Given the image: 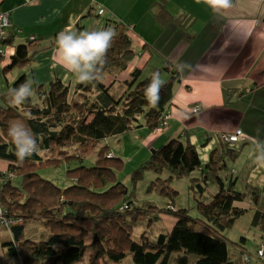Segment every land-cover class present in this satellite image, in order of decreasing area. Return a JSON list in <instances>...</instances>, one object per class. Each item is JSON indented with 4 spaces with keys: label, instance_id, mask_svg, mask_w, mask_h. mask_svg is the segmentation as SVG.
Returning a JSON list of instances; mask_svg holds the SVG:
<instances>
[{
    "label": "trees",
    "instance_id": "obj_1",
    "mask_svg": "<svg viewBox=\"0 0 264 264\" xmlns=\"http://www.w3.org/2000/svg\"><path fill=\"white\" fill-rule=\"evenodd\" d=\"M160 8L156 18L161 24L180 27L177 18ZM80 20L76 28H80ZM111 23L106 21L98 39L91 41L97 61L72 93L55 80L47 88L37 87L32 102L27 79L21 75L0 94V161L6 163L0 168V204L6 216L22 218L24 223L34 220L47 231L45 239L34 240L24 237V224L13 227V242L1 245L5 264H18L16 252L22 256V264H83L86 254L84 264H121L127 255L133 264H248L246 239L231 241L224 231L251 213V226L264 233V187L248 184L244 174L245 191H236L241 178L236 179L229 164L238 159V149L223 144L220 154L212 152L208 161L201 163L196 149L177 139L156 148L132 173L131 186L134 188L146 172L153 173L156 177L146 193L168 198L169 204L162 208L148 203L132 208L134 195L116 177L122 162L114 159L106 144L98 150L93 166L82 165L101 141L143 126L155 129L180 79L178 69L168 62L152 68L151 75L142 80V69L133 68L129 72L132 79L123 81L125 88L111 92L115 80L107 84V78L125 71L139 56L132 49L125 25L115 23L108 34ZM191 39L185 36L186 42ZM35 41L18 44L4 74L9 69H23L52 46L39 48ZM162 73L169 74L168 80L154 85ZM69 164H74L67 170L73 180L66 188L37 173ZM195 171L200 178H190L189 187L199 197L207 182L217 187L211 200L197 201L200 217H192L186 209L175 210L178 193L171 187L174 180L190 177ZM144 206L177 218L168 234H160L155 241L145 234L138 240L131 237L128 220L136 222V215L145 212ZM260 247L264 244L260 243L257 251ZM257 251L256 259L264 261V249L263 256H257Z\"/></svg>",
    "mask_w": 264,
    "mask_h": 264
},
{
    "label": "crops",
    "instance_id": "obj_2",
    "mask_svg": "<svg viewBox=\"0 0 264 264\" xmlns=\"http://www.w3.org/2000/svg\"><path fill=\"white\" fill-rule=\"evenodd\" d=\"M0 5L9 13L13 28L22 31L10 48L24 44L30 36L39 48L52 45L22 70L14 68L2 75L3 62L0 94L22 74L31 94L55 80L72 93L70 89L86 80L96 62L91 43L94 30L100 27L101 32L105 22L111 21L110 34L115 23H121L132 47L143 54L118 79L114 73L107 78L115 80L112 88L117 84L121 92L126 73L133 68L142 73L150 70L146 67L154 59L157 67L168 62L180 74L162 131L143 126L131 132L133 138L139 133L144 146L152 150L177 139L193 146L201 163H206L210 153L222 151L219 133L241 130V139L232 146L239 151L231 165L233 173L241 182L245 174L248 184L264 187V0H34L29 4L0 0ZM161 6L172 17L185 20L182 26L161 24L156 18ZM91 8L104 10L103 22L91 20L96 19L89 13ZM79 20L80 28H76ZM186 35L192 38L189 42ZM145 45L151 48L143 49ZM195 104L200 110L191 113ZM245 216L252 218L251 213Z\"/></svg>",
    "mask_w": 264,
    "mask_h": 264
},
{
    "label": "rangeland",
    "instance_id": "obj_3",
    "mask_svg": "<svg viewBox=\"0 0 264 264\" xmlns=\"http://www.w3.org/2000/svg\"><path fill=\"white\" fill-rule=\"evenodd\" d=\"M25 1V0H24ZM133 13V12H132ZM99 19V22H103L101 17H98L94 20L95 22ZM90 31V30H89ZM100 33V27H97L93 32L94 41L98 39ZM135 53L140 55L139 51L132 47ZM139 58V57H138ZM157 58V57H155ZM156 59L151 61L146 68H159L155 63ZM147 64V63H146ZM151 70V69H150ZM150 70H145L140 74V80L147 78L151 75ZM165 72V71H162ZM128 79H132L130 73H126ZM163 76H168L169 74ZM159 77L155 80L154 85L158 82H166L167 80ZM111 89V92H118L119 86ZM123 88L124 85H123ZM75 87H72L70 90L73 91ZM140 136V134L138 133ZM134 135L131 132L121 135L119 137H113L111 139L99 142L96 147H94L83 159L82 165L86 167H91L95 164L98 150L107 145L108 152L113 153L114 159H119L122 163L121 169L116 172L117 181L121 182L124 186L127 187L128 191L131 192L134 196L132 208H135L139 203H148L149 205H155L156 208L165 207L169 204L168 198L164 196L157 195L155 193H146V189L149 184L155 179V175L151 172H146L143 176V179L139 181L135 187L131 186V175L138 169L144 162H146L151 154L152 148L144 146V143L141 142V138L138 136L137 139L133 138ZM159 147V146H158ZM6 163L0 161V168L3 167ZM232 164H229L231 167ZM74 164L69 165H60L57 168H42L37 171L39 176L42 178L51 181L60 188H66L71 185L72 178L69 173H67L68 167H73ZM77 166V165H76ZM190 178H200L198 171H195L191 174L190 177L182 178L180 180H174L171 183V187L177 191V196L175 198L174 208L176 209H186L192 217H200L199 212L196 209V204L198 200L207 202L213 198L217 192V187L210 182H207L205 186V192L202 197L198 196V193H195L190 189ZM2 181L0 180V189L2 187ZM245 184L241 181L238 184V192H244ZM141 207L142 205L139 204ZM242 206V205H238ZM156 208H147L143 207L145 210L144 213H138L136 215L137 220L134 223H131L128 220V224L131 225L129 229L131 237L138 240L142 234H145L151 241H155L160 234H168L177 221V218L173 214H167L159 211ZM224 235L229 238L231 241L239 242L240 237H244L246 240L244 242V252L246 256L249 257L248 264H264V261H258L256 259V251L260 243L264 244V233L260 231L259 228L251 226V221L247 219L246 216L241 217L238 221L231 227L224 231ZM5 237L3 232L0 231V237ZM47 236L46 229L34 220H27L24 225V237L32 238L34 240L45 239ZM3 239V238H2ZM89 240V239H88ZM88 254L85 255L82 260L83 264L87 262ZM5 256L3 249L0 248V264H5ZM121 264H133L131 261V256L127 255L123 258Z\"/></svg>",
    "mask_w": 264,
    "mask_h": 264
},
{
    "label": "bare ground",
    "instance_id": "obj_4",
    "mask_svg": "<svg viewBox=\"0 0 264 264\" xmlns=\"http://www.w3.org/2000/svg\"><path fill=\"white\" fill-rule=\"evenodd\" d=\"M34 0H25L24 2H25V4H29V3H31V2H33ZM2 7H1V5H0V12H4L7 16V20H8V27L5 29V39L4 40H2L1 39V37H0V65L4 62V64L2 65V75L4 74L3 73V68L6 66V65H8L9 64V62H10V57L14 54V52H15V49H16V47L18 46V45H16V46H14L13 48H10V46L13 44V41H14V39H16L17 37H19L21 34H22V31H21V29H19V28H13V26L11 25V19H10V16H9V13L7 12V11H5V10H3V9H1ZM103 12H104V10L103 9H95V8H91L90 10H89V13L92 15V16H98V17H101V15L103 14ZM98 17H96V18H98ZM183 21H185V20H179L178 22V24L180 25V27L182 26V22ZM176 27H178L177 25H175ZM31 38H33V39H31ZM35 40V38L33 37V36H30L29 38H28V40L27 41H34ZM2 51H3V53H2ZM95 55H96V53H95ZM139 58L141 57L140 55L138 56ZM96 61H97V55H96ZM29 65V64H28ZM14 69V68H13ZM16 69V68H15ZM12 69H9L8 71H11ZM19 70V69H18ZM22 70V69H21ZM127 70H129V68H127L125 71H127ZM125 71H116V72H114V77L116 78V79H118L119 78V74H121V73H123V72H125ZM7 74V73H6ZM6 74H4V75H6ZM22 75H24V74H22ZM21 76V75H20ZM26 77V76H25ZM18 78V77H17ZM16 78V79H17ZM15 79V80H16ZM27 79V78H26ZM14 80V81H15ZM13 81V82H14ZM12 82V83H13ZM6 83V82H5ZM12 83L9 85V86H7L6 85V88H9L11 85H12ZM105 83H107V84H109V81H106ZM50 84V83H49ZM27 86H28V91H29V94H30V97H31V100H32V102H35L36 101V96H35V94L33 93V94H31V91H30V88H29V83H28V80H27ZM7 90V89H6ZM5 90V91H6ZM4 91V92H5ZM2 94V93H1ZM195 107H198V111L197 112H199V110H200V106L199 105H197V104H195V105H193L192 106V108L190 109V112L191 113H197V112H193V109L195 108ZM165 116H167V118H164ZM168 115H167V113H166V110H165V112L161 115V119H160V123H159V125L155 128V129H153V130H155V131H157V128L158 127H160L161 126V129H160V131H162V128L165 126V124H166V121H167V119H168ZM163 120H165L164 121V125H162V123H163ZM139 128H141V127H139ZM139 128H135V129H133V130H131L130 132H133V131H135V130H137V129H139ZM160 131H157V132H160ZM129 132V133H130ZM237 132V130L235 131V132H233V134H235ZM219 134H221V133H219ZM219 134H218V139H219ZM241 139V138H240ZM239 142V141H238ZM237 142V143H238ZM236 143V144H237ZM224 144V143H223ZM235 145V144H234ZM234 145H231V146H234ZM230 146V145H229ZM0 208H1V210H2V215H3V217L5 218V219H7V220H10V221H14L15 223L14 224H11V225H9V226H4L3 224H2V222H0V231L1 232H3L4 233V235L6 236V238L3 236L2 238H3V241H1L0 242V248L2 249V247H1V245L3 244V243H9V242H13V233H12V228L13 227H19V226H21V225H25V223H24V220L22 219V218H12V217H8V216H6V211H5V209L1 206V204H0ZM1 237H0V239H2ZM4 239H6V240H4ZM15 262H17L18 264H22V256L20 255V254H18V252H16V260H15Z\"/></svg>",
    "mask_w": 264,
    "mask_h": 264
},
{
    "label": "built area",
    "instance_id": "obj_5",
    "mask_svg": "<svg viewBox=\"0 0 264 264\" xmlns=\"http://www.w3.org/2000/svg\"><path fill=\"white\" fill-rule=\"evenodd\" d=\"M7 15L4 13V12H0V37L2 40H4L6 37L5 35V29L8 27V20H7ZM33 39V38H31ZM3 53V51H2ZM198 111V107H195L193 109V112H197ZM164 118H167V116H165ZM165 120H163V123L162 125H164ZM161 129V126L157 128V131H160ZM242 137V131L241 130H237V132L235 134L233 133H221L219 134V140L224 143V144H227V145H234L236 144L239 139ZM2 210L0 208V222H2V224L4 226H9L11 224H14L15 222L14 221H10V220H7L3 217L2 215ZM263 249L264 247H260V249L257 251V256H263Z\"/></svg>",
    "mask_w": 264,
    "mask_h": 264
},
{
    "label": "water",
    "instance_id": "obj_6",
    "mask_svg": "<svg viewBox=\"0 0 264 264\" xmlns=\"http://www.w3.org/2000/svg\"><path fill=\"white\" fill-rule=\"evenodd\" d=\"M152 153H153V151H152Z\"/></svg>",
    "mask_w": 264,
    "mask_h": 264
}]
</instances>
